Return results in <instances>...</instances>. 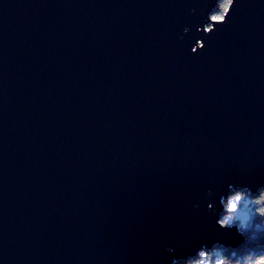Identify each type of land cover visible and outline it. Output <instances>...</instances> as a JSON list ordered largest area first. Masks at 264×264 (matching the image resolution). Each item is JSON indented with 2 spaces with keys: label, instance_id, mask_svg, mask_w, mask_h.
<instances>
[{
  "label": "water",
  "instance_id": "1",
  "mask_svg": "<svg viewBox=\"0 0 264 264\" xmlns=\"http://www.w3.org/2000/svg\"><path fill=\"white\" fill-rule=\"evenodd\" d=\"M218 1L0 0V264L241 243L209 203L264 184V0Z\"/></svg>",
  "mask_w": 264,
  "mask_h": 264
},
{
  "label": "clouds",
  "instance_id": "2",
  "mask_svg": "<svg viewBox=\"0 0 264 264\" xmlns=\"http://www.w3.org/2000/svg\"><path fill=\"white\" fill-rule=\"evenodd\" d=\"M213 205L216 223L221 229L234 230L241 243L202 245L185 260L173 258L171 264H264V184L255 188L227 184L209 208Z\"/></svg>",
  "mask_w": 264,
  "mask_h": 264
},
{
  "label": "trees",
  "instance_id": "3",
  "mask_svg": "<svg viewBox=\"0 0 264 264\" xmlns=\"http://www.w3.org/2000/svg\"><path fill=\"white\" fill-rule=\"evenodd\" d=\"M222 5H229V0H219L217 3L216 10L211 14L210 18L213 15H223V13L225 12V8L222 7Z\"/></svg>",
  "mask_w": 264,
  "mask_h": 264
},
{
  "label": "snow or ice",
  "instance_id": "4",
  "mask_svg": "<svg viewBox=\"0 0 264 264\" xmlns=\"http://www.w3.org/2000/svg\"><path fill=\"white\" fill-rule=\"evenodd\" d=\"M231 2H232V0H229V4H231ZM222 7H224L225 10L228 9V5H222ZM211 19H212L213 21H221V20L224 19V17H223L222 15H213V16L211 17ZM209 31H211V29H209Z\"/></svg>",
  "mask_w": 264,
  "mask_h": 264
}]
</instances>
